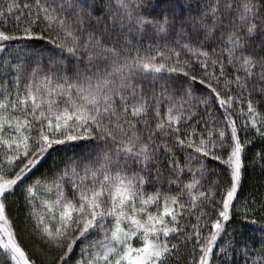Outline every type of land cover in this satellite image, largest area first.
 Returning a JSON list of instances; mask_svg holds the SVG:
<instances>
[{
    "label": "snow or ice",
    "instance_id": "snow-or-ice-1",
    "mask_svg": "<svg viewBox=\"0 0 264 264\" xmlns=\"http://www.w3.org/2000/svg\"><path fill=\"white\" fill-rule=\"evenodd\" d=\"M0 264H264V0H0Z\"/></svg>",
    "mask_w": 264,
    "mask_h": 264
},
{
    "label": "trees",
    "instance_id": "trees-1",
    "mask_svg": "<svg viewBox=\"0 0 264 264\" xmlns=\"http://www.w3.org/2000/svg\"><path fill=\"white\" fill-rule=\"evenodd\" d=\"M250 156L251 153H249V157ZM50 162H51V158H49V161L47 163ZM41 171H43V168H41ZM261 181L262 178L259 174V171L253 170L251 167H248L244 176V195H247L249 192H253L256 189L260 188Z\"/></svg>",
    "mask_w": 264,
    "mask_h": 264
}]
</instances>
